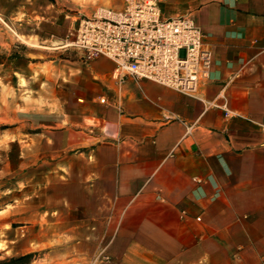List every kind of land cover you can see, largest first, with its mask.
<instances>
[{"label":"crops","instance_id":"crops-1","mask_svg":"<svg viewBox=\"0 0 264 264\" xmlns=\"http://www.w3.org/2000/svg\"><path fill=\"white\" fill-rule=\"evenodd\" d=\"M161 10L192 18L212 51L196 95L120 80L101 56L68 66L72 89L42 111L56 129L47 134L87 162L88 225L104 227L100 239H58L64 264H93L98 247L110 258L99 264H264V0H166Z\"/></svg>","mask_w":264,"mask_h":264},{"label":"rangeland","instance_id":"rangeland-1","mask_svg":"<svg viewBox=\"0 0 264 264\" xmlns=\"http://www.w3.org/2000/svg\"><path fill=\"white\" fill-rule=\"evenodd\" d=\"M110 1L0 0V258L34 253L32 264H64L70 249L58 239L103 234L88 225L90 198L79 189L87 162L74 161L76 151L39 120L72 89L68 66L101 57L61 45L70 19L123 4ZM101 248L93 264L110 260Z\"/></svg>","mask_w":264,"mask_h":264},{"label":"built area","instance_id":"built-area-1","mask_svg":"<svg viewBox=\"0 0 264 264\" xmlns=\"http://www.w3.org/2000/svg\"><path fill=\"white\" fill-rule=\"evenodd\" d=\"M164 1L124 0L119 9L98 7L80 16L75 37L61 45L82 50L88 58L113 60L120 80L132 75L196 95L210 76L212 51L192 18L163 16Z\"/></svg>","mask_w":264,"mask_h":264},{"label":"trees","instance_id":"trees-1","mask_svg":"<svg viewBox=\"0 0 264 264\" xmlns=\"http://www.w3.org/2000/svg\"><path fill=\"white\" fill-rule=\"evenodd\" d=\"M34 253H26L17 256L0 258V264H32Z\"/></svg>","mask_w":264,"mask_h":264},{"label":"bare ground","instance_id":"bare-ground-1","mask_svg":"<svg viewBox=\"0 0 264 264\" xmlns=\"http://www.w3.org/2000/svg\"><path fill=\"white\" fill-rule=\"evenodd\" d=\"M111 1L110 0H108V2L107 3H110ZM0 20L1 21H3L4 22V20L2 19V17H1V15H0ZM35 46V45H34Z\"/></svg>","mask_w":264,"mask_h":264}]
</instances>
